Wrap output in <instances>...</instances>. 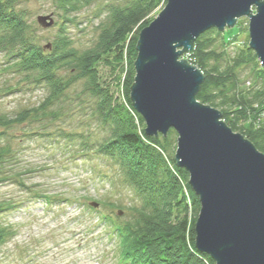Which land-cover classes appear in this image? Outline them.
I'll list each match as a JSON object with an SVG mask.
<instances>
[{
	"label": "trees",
	"instance_id": "16d2710c",
	"mask_svg": "<svg viewBox=\"0 0 264 264\" xmlns=\"http://www.w3.org/2000/svg\"><path fill=\"white\" fill-rule=\"evenodd\" d=\"M54 1L67 23H73L87 5V0ZM125 1L108 8L95 45L78 50L64 28L43 49L24 13L16 9L17 0H0V51L7 55V68L23 76L22 83L46 92L36 106L14 117L0 115V185L14 181L9 169L17 165L7 143L10 137L4 138L3 130L34 123L37 127L31 135L65 143L74 158L94 155L107 159L137 196L138 205L131 208L129 218L121 220L117 214L114 221L108 220L120 241L123 264H215L195 246L200 204L189 186L188 173L174 160L177 134L170 130L166 136H146L144 121L130 100L139 32L167 0ZM239 31V25L230 31H206L183 58L205 78L196 100L218 110L234 133L264 155V68L249 41L235 46ZM102 63L109 68L107 76L99 71ZM248 67L252 82L245 85L239 71ZM70 102L77 104L71 110L78 111L72 113L91 121L99 133L91 128L67 131L58 125L68 118L66 104ZM20 176L16 171L18 187L24 186ZM35 198L58 202L44 192ZM15 208L10 199L0 200V214ZM12 236L11 228L0 221V247Z\"/></svg>",
	"mask_w": 264,
	"mask_h": 264
},
{
	"label": "water",
	"instance_id": "95a60500",
	"mask_svg": "<svg viewBox=\"0 0 264 264\" xmlns=\"http://www.w3.org/2000/svg\"><path fill=\"white\" fill-rule=\"evenodd\" d=\"M240 18L264 68V0H167L139 32L130 91L146 136L177 134L174 160L200 204L195 246L215 264H264V155L196 100L205 78L183 56L200 35Z\"/></svg>",
	"mask_w": 264,
	"mask_h": 264
},
{
	"label": "rangeland",
	"instance_id": "374dc122",
	"mask_svg": "<svg viewBox=\"0 0 264 264\" xmlns=\"http://www.w3.org/2000/svg\"><path fill=\"white\" fill-rule=\"evenodd\" d=\"M54 2L17 0L16 9L24 13L36 43L43 49L64 28L73 46L84 50L95 45L100 27L107 20L108 8L126 1L87 0L73 23L62 19ZM159 13L150 15L149 21ZM44 17L48 18L45 25L38 22ZM49 22L51 26H46ZM238 25L240 31L234 44L243 46L249 41L248 19L240 18L235 27ZM233 47L228 50L232 52ZM99 71L103 76L109 74L104 63L99 65ZM22 77L7 68V55L0 51V115L14 117L43 101L44 89L22 83ZM239 77L245 85L251 83V68L240 70ZM75 106L71 102L66 104L68 118L57 122L58 125L67 131L91 128L99 133L91 121L72 113L78 111L71 110ZM36 127L30 123L3 130V137H10L7 143L17 162L9 169L10 179L15 181V172L20 171L18 180L24 186L18 187L14 181L0 185V200L8 198L17 205L0 214V221L13 231V236L0 247V264H123L120 241L108 220L114 221L117 214L121 220L129 218L131 208L138 205L137 196L107 159L94 155L74 158L65 143L31 135ZM25 133L29 135L24 136ZM39 192L58 202L35 198ZM94 203L97 207L91 205Z\"/></svg>",
	"mask_w": 264,
	"mask_h": 264
}]
</instances>
